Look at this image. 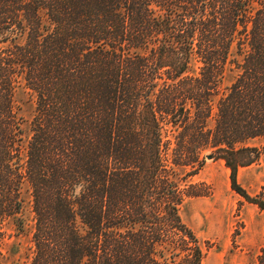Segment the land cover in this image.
<instances>
[{"label":"trees","instance_id":"obj_1","mask_svg":"<svg viewBox=\"0 0 264 264\" xmlns=\"http://www.w3.org/2000/svg\"><path fill=\"white\" fill-rule=\"evenodd\" d=\"M209 155L264 212L237 179L264 158V0H0V219L24 231L29 197V264H202L180 210Z\"/></svg>","mask_w":264,"mask_h":264},{"label":"rangeland","instance_id":"obj_2","mask_svg":"<svg viewBox=\"0 0 264 264\" xmlns=\"http://www.w3.org/2000/svg\"><path fill=\"white\" fill-rule=\"evenodd\" d=\"M228 80L223 81V86ZM32 99L23 84H18L14 106L23 117L24 132L29 129L34 111ZM237 179L249 195H256L264 186V158L240 168ZM187 181L194 187L189 191L198 196L186 198L180 214L204 250L202 264H256L259 250L264 246V212L232 190L230 170L224 161L205 158L199 173ZM24 196V231L16 230L12 220L0 219V264L30 263L34 218L29 197Z\"/></svg>","mask_w":264,"mask_h":264},{"label":"water","instance_id":"obj_3","mask_svg":"<svg viewBox=\"0 0 264 264\" xmlns=\"http://www.w3.org/2000/svg\"><path fill=\"white\" fill-rule=\"evenodd\" d=\"M207 159H208V160H211V159H212V156H210V155L207 156Z\"/></svg>","mask_w":264,"mask_h":264}]
</instances>
